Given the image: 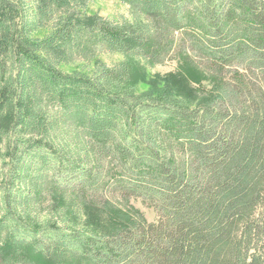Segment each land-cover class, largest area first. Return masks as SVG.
<instances>
[{"label": "trees", "instance_id": "obj_1", "mask_svg": "<svg viewBox=\"0 0 264 264\" xmlns=\"http://www.w3.org/2000/svg\"><path fill=\"white\" fill-rule=\"evenodd\" d=\"M91 1L0 0V264H264V0H119L121 23ZM172 59L199 105L136 94V63Z\"/></svg>", "mask_w": 264, "mask_h": 264}, {"label": "rangeland", "instance_id": "obj_2", "mask_svg": "<svg viewBox=\"0 0 264 264\" xmlns=\"http://www.w3.org/2000/svg\"><path fill=\"white\" fill-rule=\"evenodd\" d=\"M86 13L92 18H100L111 23L131 22L134 20L130 7L119 0H92ZM122 60L123 57L119 54L103 53L93 61H78L73 64L63 65L61 69L66 73L83 71L92 74L99 62L114 66ZM131 84L138 95H159L168 91L175 99L191 106L199 105L209 95L211 90V85L206 80L194 81L183 73L178 59H172L161 65H150L144 62L136 63ZM103 193L91 194L88 197V201L96 206L101 205L105 200H111L119 208L126 211H139L149 222L157 221L155 210L146 205L141 198L131 197L124 200L119 195L115 197L105 191ZM93 211L96 214L98 213L97 210Z\"/></svg>", "mask_w": 264, "mask_h": 264}]
</instances>
